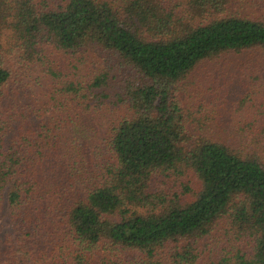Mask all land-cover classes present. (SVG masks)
<instances>
[{
	"label": "trees",
	"instance_id": "16d2710c",
	"mask_svg": "<svg viewBox=\"0 0 264 264\" xmlns=\"http://www.w3.org/2000/svg\"><path fill=\"white\" fill-rule=\"evenodd\" d=\"M228 54L234 120L207 123L186 78ZM5 210L0 264H264V0H0Z\"/></svg>",
	"mask_w": 264,
	"mask_h": 264
},
{
	"label": "rangeland",
	"instance_id": "374dc122",
	"mask_svg": "<svg viewBox=\"0 0 264 264\" xmlns=\"http://www.w3.org/2000/svg\"><path fill=\"white\" fill-rule=\"evenodd\" d=\"M58 55V53H56ZM7 61H10L11 66H14L12 72L13 77L11 79L10 86H17L21 83V81H24L27 85L25 89H29L28 86H31V92L29 94V97H35V94H39L43 92L46 87H48L49 80L46 79V77L41 78L40 80L37 78V74H31L27 70L24 69L22 63L20 62V56L18 55H12V54H6ZM85 59V60H84ZM83 62V75L88 77L95 76L98 72L101 71L103 67L111 66L113 64V61L107 63H104L103 57L99 56V58L95 57L93 53L85 54L84 58L82 59ZM121 67V66H120ZM122 68V67H121ZM122 70V69H121ZM27 71V72H26ZM120 70H114L113 73H119ZM229 76H225V75ZM232 76H234V54H228L224 55L220 59H216L211 62H206L204 64H201L197 66L192 73L189 75V77L186 78L187 81H191L193 87H188L186 92L182 93V98H185L186 101H192L188 102L186 106H189L192 111L198 112L201 111V118L202 121H212V119L218 120V122L226 119H233V101L231 100L234 97V80L232 79ZM120 78V76H118ZM21 79V80H20ZM115 85L112 88L111 93L115 94V91H117L120 87L118 82V79L115 80ZM204 89V90H203ZM210 90L212 91V98L220 99L218 100V104L220 106L212 108V106L206 104V102L203 103V107L199 106L200 100H194V96L200 97V99L203 101H208L210 98ZM201 95V96H200ZM117 112V107H109L103 109V117L104 119L115 114ZM124 113V109L121 111L120 115ZM216 116H215V115ZM194 117L188 119L192 127L197 126L196 122H193ZM104 121V120H103ZM199 177L195 176L194 173H187L184 174V176L181 177V181H188L191 186L193 187V191L198 190L199 188ZM180 182L178 186L180 187ZM174 183H170L167 186L162 187H170ZM155 192L158 190H161L158 183H155ZM167 191H169L167 189ZM172 196H169L171 198ZM186 198V197H185ZM223 227V223L220 222L218 225V228L215 230V233L212 237V239L217 240L220 234V229ZM7 233L13 234V224L11 223L10 218V212L9 210H5L3 215L0 217V238L4 239L5 235Z\"/></svg>",
	"mask_w": 264,
	"mask_h": 264
}]
</instances>
